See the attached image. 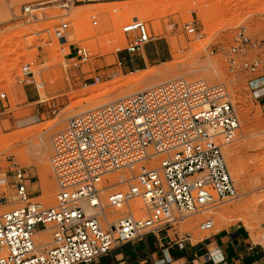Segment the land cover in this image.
Wrapping results in <instances>:
<instances>
[{
    "label": "rangeland",
    "instance_id": "1",
    "mask_svg": "<svg viewBox=\"0 0 264 264\" xmlns=\"http://www.w3.org/2000/svg\"><path fill=\"white\" fill-rule=\"evenodd\" d=\"M64 2L0 0V92L7 93L6 98L0 97V179L10 180L3 186L7 200L0 204V213L20 204L11 183L16 166L30 176L28 189L34 200L55 204L51 138L74 114L174 77L204 78L228 86L241 120L236 140L223 148L237 196L174 226L181 235L192 233L194 240L239 227L264 253V107L250 88L254 75L229 67L230 49L239 31L264 39V0H134L95 6H78L73 1L63 7ZM161 2L183 4L171 8L158 6ZM135 17L147 23L152 36L145 47L154 52L165 48L164 57L155 64L140 66L135 59L139 53L131 55L134 65L126 62L130 54L125 49V25ZM64 22L68 40L62 44L55 30ZM186 24H194L201 36L189 34ZM77 45L89 48V61L67 55ZM254 53L251 50L248 55ZM243 59L238 56V62ZM26 64H31L32 73L23 76ZM95 76H100V82L93 83ZM39 145H46L42 160H37L35 151ZM142 164L150 167L148 161ZM142 164L106 175L104 185L109 190L103 192V202L109 193L125 189V180L138 174ZM142 206L135 199L107 211L112 220L130 210L141 217L145 215ZM228 207L234 209L224 214ZM207 218L214 226L202 231L199 225ZM246 218L251 227L244 225ZM41 230L43 234L34 236L38 252L48 249L52 241L53 230Z\"/></svg>",
    "mask_w": 264,
    "mask_h": 264
},
{
    "label": "built area",
    "instance_id": "2",
    "mask_svg": "<svg viewBox=\"0 0 264 264\" xmlns=\"http://www.w3.org/2000/svg\"><path fill=\"white\" fill-rule=\"evenodd\" d=\"M67 27L64 22L55 30L62 44L68 40ZM186 30L201 36L194 24H186ZM125 31L129 54L141 52L152 39L147 23L138 17L125 25ZM235 41L230 70L239 67L254 75L249 84L260 101L264 39H253L241 30ZM251 50L255 53L249 56ZM67 55L87 62L91 51L77 45ZM238 56L244 59L238 62ZM31 73V64L24 65L21 74ZM0 97L7 93L0 92ZM240 128L228 86L204 78L174 77L74 114L51 138L50 168L57 184L54 205L34 200L28 189L30 176L23 168L11 170L20 204L0 213V264H89L147 232L174 226L236 197L223 148L236 140ZM147 161L150 167L142 164ZM138 164L141 171L125 180V189L109 193L104 203L102 194L109 190L105 176ZM8 183L9 178L0 179V204L7 200L3 186ZM135 199L142 201L144 216L130 210L111 219L108 209ZM213 226L207 218L199 228L207 231ZM48 227L53 230L51 246L38 252L34 236Z\"/></svg>",
    "mask_w": 264,
    "mask_h": 264
},
{
    "label": "crops",
    "instance_id": "3",
    "mask_svg": "<svg viewBox=\"0 0 264 264\" xmlns=\"http://www.w3.org/2000/svg\"><path fill=\"white\" fill-rule=\"evenodd\" d=\"M125 1L134 0H74L78 6ZM143 49L135 58L142 67L162 60L166 53L163 47L155 52ZM131 55L126 62L134 65ZM259 102L264 107V97ZM89 264H264V253L239 227L194 240L192 233L181 235L175 226L166 225L115 247Z\"/></svg>",
    "mask_w": 264,
    "mask_h": 264
},
{
    "label": "bare ground",
    "instance_id": "4",
    "mask_svg": "<svg viewBox=\"0 0 264 264\" xmlns=\"http://www.w3.org/2000/svg\"><path fill=\"white\" fill-rule=\"evenodd\" d=\"M183 4V3H182ZM181 3H175V2H171V3H169V4H166V3H160V4H158V6H160V5H165L166 7H174V8H176L177 6H181L182 5ZM66 7H70L71 5L69 4V5H65ZM171 7V8H172ZM31 8V7H30ZM81 13V12H80ZM82 15V14H81ZM85 15V14H84ZM80 17H82V16H80ZM80 17H77V18H79L80 19ZM83 19V18H82ZM115 100V99H114ZM113 101V100H112ZM111 102V101H110ZM108 103V102H107ZM104 105V104H103ZM94 107H97V106H94ZM31 147V146H30ZM29 148V147H28ZM30 149V148H29ZM43 149V150H42ZM45 149H46V145H44V146H42V145H39V146H37L36 148H35V151H36V155H37V160H39V159H41V157H42V155H41V150L42 151H44L45 152ZM33 156H35V155H33ZM42 160V159H41ZM262 170L261 171H263L264 172V170H263V168H261ZM259 171H260V169H259ZM260 171V172H261ZM263 172H261V173H263ZM260 173V174H261ZM256 174H259L258 173V171H257V173ZM237 175V174H236ZM259 176H261V175H258V177ZM264 177V176H263ZM238 178H239V176H238ZM3 181H5V179H2ZM263 184H264V182H262ZM47 194H49V193H47ZM48 197H50V195H47ZM87 204V203H86ZM88 207H89V210L91 209L90 208V206L88 205ZM232 209H234V208H232V207H228V208H226L225 210H224V214H226L225 212H227V211H232ZM226 217V216H225ZM251 221H249L248 220V218H246L245 220H244V225L246 226V227H251V223H250ZM251 230V229H250ZM45 231V230H44ZM44 231H42V230H37V233L36 234H43V232ZM44 240V239H43ZM45 242V241H44Z\"/></svg>",
    "mask_w": 264,
    "mask_h": 264
}]
</instances>
